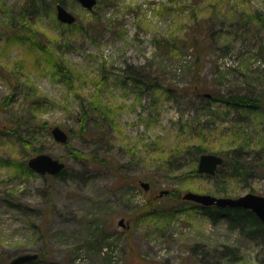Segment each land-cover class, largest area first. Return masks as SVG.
I'll use <instances>...</instances> for the list:
<instances>
[{"label": "rangeland", "instance_id": "1", "mask_svg": "<svg viewBox=\"0 0 264 264\" xmlns=\"http://www.w3.org/2000/svg\"><path fill=\"white\" fill-rule=\"evenodd\" d=\"M24 2L0 0V161L43 153L64 162L66 173L24 177L0 164V264L29 253L40 256L37 264H264V237L248 239L223 220L212 224L181 198L264 196V177L225 175L217 183L184 169L174 181L160 164L174 146L190 143L189 131L233 122L232 114L215 121L201 110L210 91L264 96V53L257 51L264 29L249 17L262 14L264 0H96L92 10L56 0L76 16L71 26L57 20L50 0H34L21 15ZM193 36L204 38L205 49L191 43ZM197 70L206 86L200 97L190 86ZM150 78L154 88L145 84ZM34 97L36 118L18 125L30 128L33 146L42 149L30 154L11 130L13 116L33 113L27 102ZM252 116L264 129V112ZM180 124L187 128L178 138ZM56 126L67 146L51 137ZM208 141L225 146L214 135ZM71 150L86 156L76 159ZM245 162L253 171L261 159ZM148 173L156 177L149 192L137 181ZM164 190L170 193L159 196ZM228 248L237 259L223 257Z\"/></svg>", "mask_w": 264, "mask_h": 264}, {"label": "trees", "instance_id": "2", "mask_svg": "<svg viewBox=\"0 0 264 264\" xmlns=\"http://www.w3.org/2000/svg\"><path fill=\"white\" fill-rule=\"evenodd\" d=\"M52 4H56V0H50ZM34 0H25L22 9L20 10L21 15L24 13L27 14V9L29 6H34ZM27 5V7H26ZM232 11H228L227 16H231ZM243 18H246L249 20V17L254 20V24L264 29V10L262 11V14L259 12H254L251 16L247 17L245 13H241ZM25 16V15H24ZM71 26V25H70ZM13 34H19V27H15L12 31ZM12 34V35H13ZM10 35V37L12 36ZM192 44L200 49H205L206 42L204 38L201 40H197L196 36H193L192 38ZM201 51V50H200ZM228 49H225L224 52H227ZM257 51L263 55L264 53V46H259L257 48ZM198 57V56H197ZM61 68V67H60ZM59 69V68H58ZM55 70V66H54ZM198 71V72H197ZM194 71V81L190 85L191 93L196 96L200 97L204 95V88L206 87L205 84L203 85L202 79H200L199 76V70ZM64 74V70L61 68L60 71L57 70V73L59 76ZM138 75H141L142 71L138 70L136 72ZM153 79L150 78L148 82L146 81L145 84L147 86H150L151 88L155 87V84L153 85V82L151 81ZM172 89H169V92ZM32 96L35 95L34 92L31 94ZM36 97V95H35ZM35 97L33 99H30L27 103H29V106L32 108L33 113L28 115V117L20 116L16 117L13 116V122L15 123L16 129L11 130V134H13L16 139H18V142L20 144V147L22 149L28 150L30 154L40 153L42 152L41 147H34L33 146V140L35 137L32 135L34 134L30 128L25 130L24 128H19L18 125L22 124L25 120L26 124L29 123L32 119L36 118L35 115L38 113V107L37 105H34L36 102ZM205 98H207V104L201 106V110H203L208 115H212L213 117L211 119H215V121L219 118V115H223L222 119L224 120L225 117H227L229 114H232V120L233 122H230L229 125L223 126L222 128H218L219 131H207V129L200 128L199 131L192 130L191 132V139L190 143L186 144L184 143L183 146H174V148L167 153V158L165 154L163 155V159L161 158V162L163 166H165V170L169 172V176L172 177V179L175 181L177 176H174L177 174V172H180L181 170H186L187 173H189L190 176H200L197 173V161L198 158L203 153H216L218 154L219 150L222 152V165L217 168L214 176H208L203 175L206 178H209L213 181H217L222 176H230V178H241L243 181H247L250 177L253 175L256 176H262L264 177V129H257V124H261L262 122L258 121L257 117L252 116L255 115V113L260 112L261 114L264 112V96L259 95H252V94H246V93H239L237 91H232L228 95L227 94H220L219 92H213L210 91V94L207 95ZM217 104L219 107L222 106L224 108V112L218 113L217 111L212 110L211 105ZM99 116L104 115L105 117H109L108 111H97ZM219 114V115H218ZM21 119V120H20ZM84 118H81L80 122H83ZM38 120L36 119L35 122ZM33 122V120H32ZM39 122V121H38ZM248 123L249 125H245V123ZM41 126H45L44 123L39 122ZM180 123V121H179ZM256 129L258 133H256L255 136H253L251 129ZM45 128V127H44ZM84 128V126L82 127ZM187 126L185 125H179L178 126V135L179 138L181 134H183L186 131ZM49 129V128H48ZM198 129V128H197ZM22 130V131H19ZM216 130V129H215ZM217 136V139L219 142L224 143L225 146L221 147V144H219L220 147L217 146V144L209 145L210 142L208 141L212 136ZM208 139V140H207ZM192 140V141H191ZM66 146L68 145L67 142L65 143ZM211 146V147H210ZM220 148V149H218ZM78 152L75 150H71L69 155H72L76 159L84 158L86 155L83 153L79 155ZM192 155V157H191ZM249 155L254 156L256 159L257 157L261 159V163L255 168L251 169L247 168V163L245 162L246 157ZM71 156V157H72ZM187 156L191 157V161L189 163H185L187 160ZM182 157V158H181ZM93 160V162L97 163L98 165H101L102 163L106 164V159H101L99 157H96L94 155L91 156L90 160ZM101 159V160H100ZM2 163L0 161V164H4L8 169H15V171L18 172L19 175L22 176H29L32 175L35 172H32L28 166L27 161L22 160V162L18 161H3ZM112 163V162H111ZM107 162V166L110 168H113L112 164ZM102 166V165H101ZM66 168V167H65ZM61 170V172L55 176L59 178L60 176L64 175L66 173V169ZM114 169V168H113ZM260 169V170H258ZM258 170V171H257ZM261 171V172H259ZM42 177H48L50 175H41ZM128 178V177H127ZM155 175L148 173L145 176H142L138 178V183L140 185L141 182L148 183V192L150 191L149 188L153 185L155 182ZM133 180V179H132ZM216 183L217 192H220L222 194L226 193V189H219L220 185ZM153 187V186H152ZM168 191V190H167ZM168 193H170L168 191ZM170 195V194H169ZM11 206H16L15 202L12 199L6 200ZM148 202H152L151 200H148ZM194 204V203H193ZM197 206L203 213V215H206L207 218L210 220L212 224H216L218 221L223 220L231 229H237L239 232L245 236L248 239H257L264 237V224L259 221V219L250 211V210H244L241 208H218V207H201L199 205L194 204ZM223 257L226 256L225 254L231 255L233 259H237L236 256L237 251L234 249L228 248L224 250ZM38 255V254H37ZM40 256L38 255V258L35 261L30 262L29 264H37L40 262Z\"/></svg>", "mask_w": 264, "mask_h": 264}, {"label": "water", "instance_id": "3", "mask_svg": "<svg viewBox=\"0 0 264 264\" xmlns=\"http://www.w3.org/2000/svg\"><path fill=\"white\" fill-rule=\"evenodd\" d=\"M83 8L92 10L96 4V0H76ZM57 20L61 24L72 25L76 21V16L69 13L63 5H56ZM51 137L55 142L66 143L68 140L67 134L59 127H55L50 131ZM27 161L28 168L40 175L57 176L61 170L65 168V163L61 160H57L50 155L43 153L36 154L34 157H30ZM222 158L216 154L203 153L197 161V173L202 175L206 174L214 176L213 174L219 166H221ZM140 187L148 191V183L141 182ZM168 194L167 190L160 191L159 196ZM185 201L195 203L201 207H218V208H241L244 210H250L258 219L264 224V196L255 195L253 193L244 194L237 198L232 197H217L209 194H198L195 192H186L181 196ZM123 226L122 220L118 222ZM38 258L37 254H21L10 260L8 264H29Z\"/></svg>", "mask_w": 264, "mask_h": 264}]
</instances>
